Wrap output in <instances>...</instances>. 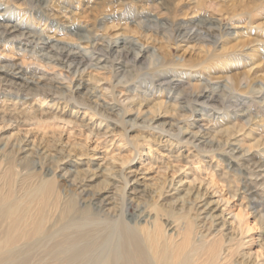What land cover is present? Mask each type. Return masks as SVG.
Listing matches in <instances>:
<instances>
[{"label":"rangeland","instance_id":"obj_1","mask_svg":"<svg viewBox=\"0 0 264 264\" xmlns=\"http://www.w3.org/2000/svg\"><path fill=\"white\" fill-rule=\"evenodd\" d=\"M0 68V105L38 92L35 110L54 99L91 124L1 119L0 184L9 159L22 177L48 173L107 249L156 204L167 222L188 213L198 240L222 231V257L264 264L249 258L264 242V0H0ZM159 136L172 153L150 144ZM179 151L198 158L175 161ZM222 172L238 189L228 203ZM49 244L34 264H60L42 254ZM195 258L210 264L204 249Z\"/></svg>","mask_w":264,"mask_h":264},{"label":"bare ground","instance_id":"obj_2","mask_svg":"<svg viewBox=\"0 0 264 264\" xmlns=\"http://www.w3.org/2000/svg\"><path fill=\"white\" fill-rule=\"evenodd\" d=\"M68 55L72 56L73 59L82 58L78 52H72ZM137 57H140V53H137ZM5 73L7 71L0 68V79H6L7 74ZM6 80L10 81L9 79ZM174 81L172 80V82ZM11 83L13 84L15 81L11 80ZM205 91H211V89ZM39 95L38 92L35 93L31 100H26L21 105L22 107L16 103L7 105L3 102L0 105V120H4L6 117L16 118V115H21L25 118V123L29 121L40 123L45 116H48V119L54 121L62 120L79 127L91 128V124L85 120L86 116L80 118L74 113L68 119L64 117L54 99H50L49 104L44 106L43 103L46 98H43L42 104L37 105V110H35L34 107L39 102ZM206 97L210 96L204 92L198 95V101ZM90 130V134L94 133L93 129ZM23 139L26 140L27 145L35 144V141H28L26 137ZM57 140L61 141L62 139L59 137ZM150 144L167 148L168 153L173 152V147L163 144L160 136L151 140ZM135 147L138 151V145ZM194 158H198V156L183 155L181 151L174 156L175 161L182 159L186 164H191L195 160ZM130 161L129 158L121 159L123 165ZM257 166L260 169L253 173L255 178L262 175L260 173L263 169H261L262 166L260 164ZM47 174H45V178L36 182L33 180L34 173L22 177L15 159L6 161L4 176L0 184V264H34L32 262L34 256L41 250L42 245L44 246L49 242L51 244L43 248L42 254L53 256V259L60 264H197L195 257L200 248L208 253L210 264H216L219 261L223 262L221 264H235L233 260L235 253H237L235 250H229L228 254L222 257V245L225 240V234L222 231L218 232L219 236L217 235V237L214 236L208 240L207 234L198 240L195 236L194 221L188 213L177 216L174 222H167L163 219L165 215L161 214V208L156 204L152 206L151 210L142 212L138 216L139 221L136 225L131 223L120 224L118 230L115 229L120 231L117 244L110 248L111 250L107 249L104 246L106 243L101 244L103 240L97 229V233H88L82 229V217L73 218L76 205L72 201H68L67 204L62 202L61 192L58 191L56 182L52 178H47ZM219 178L221 182L228 185V194H230L224 199L228 203L237 196L238 189L232 185L233 182L227 172H222ZM260 180L256 181L255 184H258ZM179 181L183 184L184 178L181 177ZM213 182V179H210V184ZM217 183L215 185L220 189ZM188 184L187 188L191 189V183ZM220 214L221 216L224 214L223 210ZM239 216L236 214V218ZM214 217L218 218L219 215ZM222 226H224V222ZM56 227L63 233H61L62 231L57 233ZM232 239V237L229 238V242ZM244 245L246 242L241 238L238 248ZM261 248V252L257 250L253 255H249V258L255 256V262L260 258L264 259V242L261 243ZM110 251V259L105 258L104 256H109Z\"/></svg>","mask_w":264,"mask_h":264}]
</instances>
